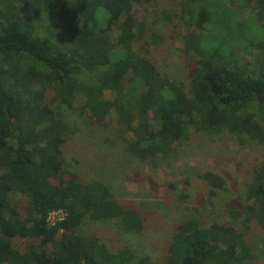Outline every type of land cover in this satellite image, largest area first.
Segmentation results:
<instances>
[{
	"label": "trees",
	"instance_id": "obj_1",
	"mask_svg": "<svg viewBox=\"0 0 264 264\" xmlns=\"http://www.w3.org/2000/svg\"><path fill=\"white\" fill-rule=\"evenodd\" d=\"M152 1L0 0V264H154L78 233L86 219H113L128 232H140L143 224L105 184L82 182L65 167L61 146L68 129L38 102L39 87L41 93L50 88L61 106L94 124L117 120L127 135V152L143 162L168 156L192 129L264 145V67L241 63L234 51L223 54L222 44L232 41L213 35L216 47L204 44L211 30H232L237 38L245 35L238 41L253 53L256 41L238 34L244 26L227 25L239 13L230 6L242 0L178 2V16L191 30L183 38L193 60L186 83L170 80L135 49L144 21L134 9ZM256 1L261 4L252 20L262 28L264 0ZM202 177L212 189L224 187L216 174ZM244 196L247 205L231 210L232 216L245 223L254 218L264 228V163ZM15 197L24 199V215ZM53 212L63 215L50 223ZM16 238L27 242L22 250L13 247ZM252 259L242 232L196 219L176 226L167 252V264Z\"/></svg>",
	"mask_w": 264,
	"mask_h": 264
},
{
	"label": "rangeland",
	"instance_id": "obj_2",
	"mask_svg": "<svg viewBox=\"0 0 264 264\" xmlns=\"http://www.w3.org/2000/svg\"><path fill=\"white\" fill-rule=\"evenodd\" d=\"M179 1L153 0L134 9V16L144 21V32L135 49L161 74L186 83L193 60L185 52L183 38L191 30L178 16ZM246 2L242 0L230 6L239 13L230 18L227 25L244 26L238 34L246 32L248 39L256 41L253 53L241 42L245 35H239L242 40L238 41L232 30H211L204 44L216 47L213 35L232 41L228 47L222 44L220 51L223 54L234 51L241 63H250L253 69L261 70L264 67V15L263 27L254 25L252 17L259 13L261 3ZM163 13L168 14L170 20L164 18ZM35 90L38 102L45 103L67 126L68 133L61 146L65 167L76 172L82 182L105 184L119 204L140 215L143 224L140 232H128L113 219L101 223L86 219L78 227V233L98 237L110 251L127 248L137 257L150 258L154 264H167L168 246L176 226L196 219L205 224L233 226L243 233L250 247L253 259L249 264H264V228L254 218L245 223L244 217L234 218L231 214V210L240 211L247 205L246 186L255 170L264 163V145L240 143L238 138L226 133L192 129L168 156L143 162L127 152V135L117 120L110 118L103 125L94 124L61 106L50 88L42 93L40 87ZM207 172L221 177L224 187L212 189L202 177ZM15 203L24 215V199L15 197ZM60 216L55 214L49 222H55ZM26 243L22 239L12 240L13 247L21 250Z\"/></svg>",
	"mask_w": 264,
	"mask_h": 264
},
{
	"label": "built area",
	"instance_id": "obj_3",
	"mask_svg": "<svg viewBox=\"0 0 264 264\" xmlns=\"http://www.w3.org/2000/svg\"><path fill=\"white\" fill-rule=\"evenodd\" d=\"M55 214H60V215H61L60 218H61L62 215H63L61 212H53V213L50 214L49 219H50L52 216H54ZM60 218H58V219H60ZM51 223H54V222H51Z\"/></svg>",
	"mask_w": 264,
	"mask_h": 264
}]
</instances>
